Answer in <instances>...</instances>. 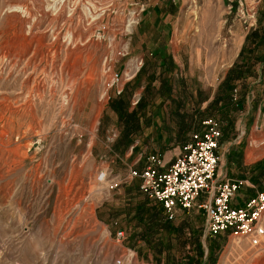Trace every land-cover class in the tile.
<instances>
[{"label":"rangeland","instance_id":"rangeland-1","mask_svg":"<svg viewBox=\"0 0 264 264\" xmlns=\"http://www.w3.org/2000/svg\"><path fill=\"white\" fill-rule=\"evenodd\" d=\"M256 28L264 0H0V264H211L198 207L152 245L141 238L140 179L114 183L160 143L116 149L107 82L178 48L188 61L221 47L228 62ZM263 66L221 139L219 173L248 181L239 201L264 191ZM215 240V264H264V235Z\"/></svg>","mask_w":264,"mask_h":264},{"label":"built area","instance_id":"built-area-1","mask_svg":"<svg viewBox=\"0 0 264 264\" xmlns=\"http://www.w3.org/2000/svg\"><path fill=\"white\" fill-rule=\"evenodd\" d=\"M129 63L122 72H114L107 82V88H113L114 95L123 93L125 84L141 70L144 58L137 57ZM138 101L135 95L132 103L135 105ZM221 138L219 121L207 118L174 161L168 164L160 154L148 155L142 169L131 168L114 185L139 178L142 193L160 203L169 220L198 207L205 215V237L247 236L257 244L264 235V191L239 201L237 194L248 181L219 173ZM106 175L101 173L99 179L105 180ZM121 236L123 232H119Z\"/></svg>","mask_w":264,"mask_h":264},{"label":"trees","instance_id":"trees-1","mask_svg":"<svg viewBox=\"0 0 264 264\" xmlns=\"http://www.w3.org/2000/svg\"><path fill=\"white\" fill-rule=\"evenodd\" d=\"M262 48H264V30L262 31L260 28L251 30L246 36L238 60L218 84L214 97L205 109L201 108L202 102L207 99L203 91L199 90L197 96H194L192 93L189 94V90L184 86V82L175 78V76L172 75L169 78L163 77L164 84L158 88L159 92L161 91L164 93V91H167L171 94L173 92L174 82L181 84L184 89L183 92L181 91L179 93V98L172 99L171 108L167 113L170 114L168 120L174 123L178 128V132L175 135L168 134L166 136L167 141H173L175 144H182V146L189 141V136L185 132L189 130L190 121H195L194 115L191 116V114H197L201 118V127L198 128V130L203 127V121L207 119L203 117H205L206 114H208V118H216L213 116L220 115L219 118L221 121L226 120V124L222 126L219 119L216 118L222 130L221 139H226L229 132L235 129V117L233 114L244 109L249 91L252 87L256 88V86L250 85L249 77L258 75L255 67L260 61H264V54H260ZM158 65L156 59L147 63L144 62L136 79L126 84L124 92L121 95L112 97L109 102L110 109L118 116L121 128V134L115 143L116 149L120 152H124L128 149L135 139L139 137L143 125H147L150 122L146 114L150 111L151 106L149 104L157 92L156 87L152 85V81L155 78H161L164 70L168 73L174 68L173 60L169 55L163 56V61L160 64L162 70L159 76L157 75ZM145 75L150 82L141 95L138 103L131 109L135 87L141 84V80ZM168 120H166V123ZM134 149H136V146ZM138 187L140 188V183ZM149 201L150 199L147 197L139 203L143 208H136L134 218L137 219L142 228L140 232L141 238L152 245L157 234L164 231H171L175 229V227L172 224L173 220L167 218L163 207L158 203L151 206L149 205ZM208 242L211 250L209 258L211 264H215L217 257L214 251L216 248L220 247V243L218 240H215V238H208ZM163 245L164 243L162 242V247ZM200 252L202 255L204 254L203 251Z\"/></svg>","mask_w":264,"mask_h":264},{"label":"crops","instance_id":"crops-1","mask_svg":"<svg viewBox=\"0 0 264 264\" xmlns=\"http://www.w3.org/2000/svg\"><path fill=\"white\" fill-rule=\"evenodd\" d=\"M246 36L244 40H242L241 44L239 45L240 47L233 54V56L229 59L228 62H226L227 60L224 56L225 51L221 47L217 48L216 51L215 49H212L211 51H208L205 54L202 52L198 53L197 57L193 56L191 59L189 58L188 61H187V58L184 59L183 57L184 54L181 52L180 48H178L177 50H172L171 52L161 53V54L158 52H154L152 56L148 55L147 57L144 54H142V57L144 56L143 58H144L145 63L149 61H153L155 59L158 61V64H159L157 68L158 76L162 70L160 67V64L163 61V56L165 55L171 56L173 60L174 68L172 71L168 73L167 71L164 70L161 75L162 76L161 78L158 77L152 81V85L156 87L157 92L154 95L153 100L149 104L151 106L150 111H148V114H146L150 122L147 125H143V127L141 128L139 137L135 139L134 141L135 143L133 142L130 148L134 149L135 146L137 148L139 146L138 145L139 143H148V140L151 136L153 138L156 137L155 140H157L160 143V145L157 147H151V149L156 151V154H160L168 164L174 161L176 159V156L182 150L183 146L182 144H175L173 141L172 142L167 141L166 136L168 134L175 135L178 132L177 126L168 120L170 118V114H167V113L169 112L171 108L170 106L172 105V99L179 98V95H180L179 93L181 91L183 92L184 89L182 88L181 84L174 82V85H173L174 88L171 94H169L167 91H164V93H162L161 91L159 92L158 88H160L164 84L162 78L163 77L169 78L172 75L175 76V78L184 82V86H186L187 90H189V94L192 93L194 96H197V93L199 90L203 91L204 94L207 96V99L202 102L201 108L205 109L207 105L209 104V102L214 97V93L216 91L218 84L225 77V75L227 74L229 69L233 66V64L238 60L242 47L245 43ZM256 70L258 73L259 71L258 68H256ZM140 71L138 72V74L140 73ZM138 74L132 80H130V82L134 81L136 77L138 76ZM258 75L249 77L251 86L255 87L257 85L258 86L261 85V84H257L259 83L257 82ZM184 76H187V77L189 76V81H193V82H189ZM252 77H255V79L250 80ZM149 82H150L149 79H147V76L145 75L143 79L141 80V84L136 87L137 93L135 92L134 95H137L140 99L141 95L145 91ZM128 83L129 82H127L126 84ZM210 88H212V91L209 90ZM116 96L118 95H114V97ZM252 98H253L252 100H254L255 95H253ZM248 99L250 101L251 97L249 96L247 100ZM135 105L132 103L131 109L134 108ZM192 115H194L195 121L193 122L192 120L190 121L189 130L185 132L189 136V141L192 138V134L196 130H198V128L201 127L200 126L201 118L197 114H191V116ZM203 118H208V114H206V116ZM166 120H168L167 123H166ZM148 151H149L148 147L145 146L144 152L147 154ZM146 156H148V154ZM145 163L146 161L144 162L143 166H140L137 168L142 169ZM181 213H184V212H181Z\"/></svg>","mask_w":264,"mask_h":264},{"label":"bare ground","instance_id":"bare-ground-1","mask_svg":"<svg viewBox=\"0 0 264 264\" xmlns=\"http://www.w3.org/2000/svg\"><path fill=\"white\" fill-rule=\"evenodd\" d=\"M240 239V238H239Z\"/></svg>","mask_w":264,"mask_h":264}]
</instances>
